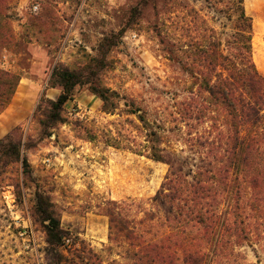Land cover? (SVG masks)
<instances>
[{"label":"rangeland","instance_id":"obj_1","mask_svg":"<svg viewBox=\"0 0 264 264\" xmlns=\"http://www.w3.org/2000/svg\"><path fill=\"white\" fill-rule=\"evenodd\" d=\"M3 2L0 70L20 79L0 114V264H47V222L36 214L38 193L48 197L64 230L101 252L108 242V204L147 201L169 171L147 157L148 128L139 116L152 128L153 122L172 126L165 120L197 90L191 61L177 50L186 41L179 22L192 21L194 10L202 17L211 10L205 0ZM244 6L253 20V59L264 75V0H245ZM164 22L170 57L163 51ZM183 48L188 55V46ZM57 67L94 72V84L118 93L117 108L104 111L86 76L64 107L65 122L43 136L39 121L47 104H38L43 94L49 100L60 94L52 87ZM183 130L167 132L163 146L190 156ZM235 251L242 255L224 264H264L258 245Z\"/></svg>","mask_w":264,"mask_h":264},{"label":"trees","instance_id":"obj_2","mask_svg":"<svg viewBox=\"0 0 264 264\" xmlns=\"http://www.w3.org/2000/svg\"><path fill=\"white\" fill-rule=\"evenodd\" d=\"M205 1L210 14L202 17L194 10L192 21L180 17L179 22L190 53L181 41L177 50L191 61L197 90L165 120L172 126L153 122L157 126L152 128L139 116L148 128L147 157L169 166L161 187L147 201L128 198L108 204V242L101 252L64 230L48 197L38 193L36 214L47 222V264H224L235 262L242 255L235 250L244 244L264 248V75L253 59V20L245 0ZM164 27L163 51L170 57L166 22ZM0 38H6L1 28ZM86 74L54 69L52 87L60 94L55 100L43 94L38 104V109L47 104L39 121L43 136L65 122L64 107L86 76L104 111L117 108L118 93L94 84V72ZM19 79L0 70V114ZM182 129L190 156L163 146L167 132ZM110 141L118 140L110 136ZM15 148L20 154V146Z\"/></svg>","mask_w":264,"mask_h":264},{"label":"built area","instance_id":"obj_3","mask_svg":"<svg viewBox=\"0 0 264 264\" xmlns=\"http://www.w3.org/2000/svg\"><path fill=\"white\" fill-rule=\"evenodd\" d=\"M33 9H34V11H37L38 10V6H35Z\"/></svg>","mask_w":264,"mask_h":264}]
</instances>
